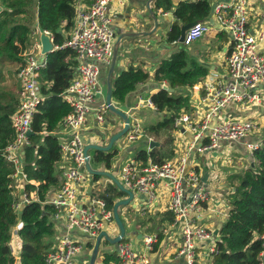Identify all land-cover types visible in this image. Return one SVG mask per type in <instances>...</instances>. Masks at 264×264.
Listing matches in <instances>:
<instances>
[{"label":"built area","instance_id":"built-area-1","mask_svg":"<svg viewBox=\"0 0 264 264\" xmlns=\"http://www.w3.org/2000/svg\"><path fill=\"white\" fill-rule=\"evenodd\" d=\"M112 1L92 0L90 5L79 7L75 27L60 46L53 45V37L48 31L41 32L49 36L53 50L73 51L78 63L73 80L61 94L62 100L71 108L62 122V128L66 131V140L60 141L63 182L47 204L54 208L52 219L62 229V233L47 254L46 264H73L85 245L90 243L89 246H93L102 232L112 239L119 235L112 209L108 208L105 199L93 194L83 200L80 194V188L89 176L85 163L87 158L90 163V155L84 152L87 143L83 135L87 118L94 114L96 121L102 123L105 115L111 113L106 101L97 108L93 105L103 96L100 83L102 68L108 66L113 57L115 33L110 16ZM260 1L263 12L256 34L248 28L247 0L216 4L214 14L218 31L227 32L231 40L226 56L227 74L225 79L205 87L204 94L195 101L194 113L182 112L174 118L173 129L177 139L183 140L180 154L160 163L128 160L120 168L118 182L133 197L138 195L143 198L139 207L142 215L157 206L160 191L166 188L169 193L166 211L173 219L157 232L144 234L140 240L141 250H135L126 233L116 244L118 264H149L148 254L154 250L155 244L161 237L174 233L179 235L181 243L177 257L182 258L185 264L209 262L217 252L219 236L203 224L201 217L204 205L213 198L207 183L201 182V175L191 155L216 151L221 148L222 142H226L243 143L252 158L253 152L261 145L259 141L247 142L258 128L252 118L223 117V112L231 104L240 111L250 108L264 111V53L261 50L264 43V0ZM2 12L3 6L0 4V15ZM210 28L199 21L186 31L182 43H172L189 46L207 34ZM45 67L44 55L35 57L34 54H28L17 75L23 91L20 105L11 116L15 136L3 150L5 159L14 167L12 178L17 190L20 188L17 183H27L20 154L29 144L32 119L43 100L38 77L40 70ZM139 103L153 111L157 109L150 98H140ZM132 118L133 115L130 116L127 132L120 138L127 142H134L141 136L138 119ZM185 134L188 136L185 137ZM118 141L116 144L120 151L123 147ZM148 141L151 142L152 138ZM30 202L29 196L22 191L14 207L20 212L21 207ZM125 222V226H128ZM21 227L19 222L13 231L17 233ZM259 240L262 242L259 264H264V234ZM9 247L14 260L16 258L18 262L19 258L15 257L10 242Z\"/></svg>","mask_w":264,"mask_h":264},{"label":"trees","instance_id":"trees-1","mask_svg":"<svg viewBox=\"0 0 264 264\" xmlns=\"http://www.w3.org/2000/svg\"><path fill=\"white\" fill-rule=\"evenodd\" d=\"M79 1L90 4L92 0H0L3 12L0 15V60L8 59L18 66L14 75H18L24 65L23 56L30 47V38L35 24L38 30L48 31L53 37V45L60 46L69 37L74 27L77 4ZM162 1L166 7L169 0ZM210 5L206 0L196 3L184 2L174 11L175 22L167 35V42H176L181 27L194 21L207 18ZM185 52L179 49L170 58L163 60L155 71L156 82L165 81L171 89L193 87L207 75V71L196 62L187 64ZM46 56V67L39 72V91L43 100L33 116L29 144L21 151L23 172L27 183L24 192L36 194L37 200L24 205L20 212L14 207L16 196L12 174L14 167L9 163L3 150L14 139L15 132L11 116L18 109L19 97L13 92L0 88V264H15L9 242L11 229L17 223L22 227L18 236L22 240L21 264H46V258L52 249L54 236L51 221L54 208L47 204L51 191L61 186V147L57 131L65 117L71 112L61 94L75 76L78 66L75 53L69 49L53 50ZM150 76L140 70L130 69L123 72L112 85V98L121 104L135 90L138 84L146 82ZM22 93V90L20 94ZM157 108L155 112L166 116L155 125L145 128L156 135L162 129L173 128L175 117L186 111L188 98L174 96L160 89L150 96ZM155 149L147 152L139 150L136 158L146 162L148 157L154 161ZM117 150L104 153L95 151V161L110 169ZM251 160L253 168L242 173L229 198V211L225 222L218 227L217 252L212 255L209 264H259L261 251L260 236L264 234V139ZM153 161V162H154ZM159 161L155 162L158 163ZM98 180L100 177H94ZM34 181L37 185L30 184ZM108 208H113L115 195L109 189L102 196ZM169 213V212H168ZM173 219L166 216L167 221ZM164 220V219H163ZM103 264H118V259L107 254Z\"/></svg>","mask_w":264,"mask_h":264},{"label":"crops","instance_id":"crops-1","mask_svg":"<svg viewBox=\"0 0 264 264\" xmlns=\"http://www.w3.org/2000/svg\"><path fill=\"white\" fill-rule=\"evenodd\" d=\"M198 1L200 0H169V7L163 5L162 1H159L160 6H158L157 0H113L110 3V16L112 17V27L115 33L114 48L117 46V43L119 44V46H117V54L113 63V67H111L110 63L108 66L102 68L100 83L103 96L101 97V99H98V101L95 102L93 107L97 108L100 103L106 101L107 81L109 80V82L111 83L112 90L113 82L123 72L130 69L140 70L144 73H147L150 78L146 82L138 84L135 90L127 96V98H130V108H127L126 106L127 98L125 100V103L121 104L113 100L111 96V103L115 108L128 115L129 119L131 115H133V118L138 119L141 136L136 141H134L135 143L139 144L137 145L138 147H135L134 156L129 159L130 157L126 155V153H124L119 156L120 158L117 161H112L110 169L102 168L94 170H104L106 172H109L118 180L120 168L124 165V163L128 161V159H137L135 155L139 150H146L147 152H149L152 149H155L156 147H160L162 145L165 148L164 151H166L167 153L166 157L168 160H171L178 156L173 150L175 136L177 138L176 133L175 135L173 132L167 131L168 142L167 144L163 145L159 140L155 138L158 133L163 131V129L156 135L154 134V132L148 133L146 131L147 129L144 130L145 128L153 126L157 122L163 120L166 116L160 115L159 113L157 114L155 111L143 107L139 103V99L150 98L152 94L156 93L162 87H169L165 81L161 83L156 82L153 77L160 63L163 60L170 58L172 54L176 53L180 49V46L178 44L167 42V35L173 23L176 21L174 11L181 3H196ZM206 1L210 5L209 14L207 18L200 20V22L209 25L211 27L210 31L200 39L194 41L191 45L186 46L187 54L186 52L185 54L191 55V58L195 57L193 59H195L197 61V64L202 66L207 71V75L205 79H203L199 84L195 85L196 88L186 86L177 88L175 90L173 89L172 92V95L174 96H182L189 99L188 110H182V112L185 113H194L195 101L197 100L198 96L204 94L205 87L217 80L225 79V76L227 74L226 56L231 40L227 32L218 31L215 14L214 11L212 12L211 10L213 5L216 6V4L224 3L227 1L230 2L233 0ZM88 5L90 4H85L84 2L79 1L77 4V9L79 7H86ZM247 6L249 18L248 28L251 33L256 34L258 33L260 27L259 21L260 16L263 12V5L260 0H247ZM154 18L156 19V22L154 21ZM75 24L76 17L74 21V27ZM74 27L69 32V35L71 34ZM41 32V30H38L37 24H35L34 29L32 30V36L30 38V47L23 56L24 62L26 60V56L31 52L37 51L36 54L40 56L39 52L41 54ZM261 50L264 53V43L261 45ZM44 57L46 58L45 55ZM190 63L191 62H187L188 65H190ZM111 68L112 73L109 76ZM14 79H16V83L15 88H13V92L17 97H19L20 102L22 97V93L20 94L22 87L17 75H14ZM254 111L263 112V110L260 108H250L244 111H240L235 105L231 104L223 112V117H248L254 119ZM110 116L112 118H109ZM256 116V121H254L258 125V128L248 137L247 142L250 143L258 141L262 142V140L264 139V116L262 114ZM123 124V120L113 113H107V117H105V120L102 123L96 121L94 114L89 115L86 121V125L83 129V135L86 139V143L90 142V144L106 146L108 144L109 138L120 131L123 127ZM57 136L59 137V141L61 142L66 140V131H64L62 125L57 131ZM186 136L188 135L185 134V137ZM149 138H152V141L157 142L158 146H154L152 149H150V142L148 141ZM143 139L147 143L146 147ZM115 149L118 153L119 150L117 148V145ZM20 157L22 159L21 154ZM191 157L192 161L195 162V165H197L196 170L200 173L201 178L204 177L205 174L207 175L205 183H207V188L210 191L213 200L204 205V211L201 217L203 224L207 228L215 232L218 227H220V225L225 222L228 216V201L231 193L233 192L232 185L237 184L238 178L242 173H245L246 171L253 168V161L249 157L243 143L222 142L221 148L216 151L203 154L195 153L192 154ZM147 160L153 162L150 157H148ZM160 162L163 161H159L158 163ZM101 178L102 177L96 180L93 176H88L87 182L80 188V194L83 200H86L89 196L94 194L93 186L96 183L104 184L107 181V188L110 191H112L113 188L119 190L112 180L104 177V182V180ZM60 179L62 183V175ZM29 183L37 185L34 181H31ZM15 184L16 182L14 181L15 196L17 199H19L22 191H24L25 184L22 185V183H17L20 187L19 190L16 189ZM58 189L59 188L49 193L46 200L47 202L52 199L54 193ZM160 192L161 195L157 206H155L152 211H148L145 215H142L139 211V207L143 198L138 195H134L133 197L132 204L130 205L133 208L137 209L138 212L136 215H134L132 224L125 226V228L128 237L131 238L130 242L135 247V250H141L140 240L144 234L155 233L161 226L169 222L165 220L166 216L169 215V213L166 211L169 193L166 188L161 189ZM30 194L31 195H29V199H31V201H36V194L34 192H31ZM103 195H101V197ZM125 198H127L126 195L121 197L120 199H117L115 202ZM51 221L54 225V236L51 238L53 249V247L57 243L59 235L62 233V229L59 228L52 217ZM116 230L118 234L119 231L117 226ZM11 232L12 234L10 245L13 248L15 257L19 258L18 262L15 258V264H21L20 255L22 240L18 236V232L15 233L13 231V228L11 229ZM79 238L82 242H84V239L82 237ZM180 244V238L177 233H174V235L161 237L158 243L155 244L154 250L148 254L149 264H185L182 258L177 257V251ZM89 245L90 243H87L85 245L82 252L75 258L73 264L90 263L94 245ZM107 254V252H103L101 263L99 264H103V257ZM114 254L117 258L116 250L114 251ZM95 264H97L96 260ZM202 264H209V262H204Z\"/></svg>","mask_w":264,"mask_h":264},{"label":"rangeland","instance_id":"rangeland-1","mask_svg":"<svg viewBox=\"0 0 264 264\" xmlns=\"http://www.w3.org/2000/svg\"><path fill=\"white\" fill-rule=\"evenodd\" d=\"M178 45L180 46V49H183V51L186 52V54H187V51H186L187 47L183 44H178ZM36 52H31L29 54H34V56L37 57L38 55L36 54ZM39 55H41L40 52H39ZM193 58H195V57H193ZM193 58H191V55H185V60L187 62H191V63L196 62L197 63V61ZM16 69H18V66L15 64V62L8 60V59H3L2 61L0 60V88L7 90L9 92H12L13 88H15V83H16V79H14V74H15ZM187 110H188V108H187ZM261 114L264 116V111L263 112H256V111L253 112V115H255V118L257 117L256 115H261ZM105 117H107V114L105 115ZM109 118H112V117L110 116ZM255 118L253 120L256 121ZM167 131L173 132L175 134V130L173 128H168V129H165V130L161 131L160 133H158L157 136L155 137L163 145L167 144V142H168V140H167L168 139L167 138L168 132ZM118 142L122 145L123 148L114 156L112 161H117L120 158L119 156L124 154V153H126V155H128L130 157L129 159H131L134 156L135 147L139 144H137L135 142H127L124 139H120ZM143 142H144L145 147H146L147 143L144 139H143ZM182 147H183V140L177 139L175 136V140L173 143V150L175 151L176 155L180 154ZM112 150H116L115 146L113 147ZM112 150L109 152H112ZM164 150H165V148L162 145L160 147L159 146L156 147L155 153H154V159L156 161H154L152 158L151 159L154 162L168 160L166 157L167 153ZM106 153H108V152H106ZM89 155H90V165L93 169L105 168L103 163H98L95 161V152L93 150L89 151ZM193 164H195V162H193ZM97 171H104V170H97ZM103 178L104 177H102L101 179H103ZM103 180L105 182V179H103ZM107 187H108L107 181L104 184L96 183L93 186L94 194L99 195V196L103 195L106 192V190L108 189ZM111 192L116 197V199L114 201L125 196L124 193L120 192L116 188H113ZM137 212H138L137 209L133 208L131 205L120 206L118 208V214H119L120 218L123 220V222L127 221L128 225L132 224L133 217H134V215L137 214ZM113 226H115V225H113ZM115 250H116L115 244H111V243L107 242L105 239L101 240V244L99 247V254L96 258L97 264L101 263V259H102V255H103L104 251L107 252L108 254H112L115 256V254H114Z\"/></svg>","mask_w":264,"mask_h":264},{"label":"water","instance_id":"water-1","mask_svg":"<svg viewBox=\"0 0 264 264\" xmlns=\"http://www.w3.org/2000/svg\"><path fill=\"white\" fill-rule=\"evenodd\" d=\"M214 5L212 6V12L214 11ZM154 21L156 22V19L154 18ZM197 22L199 21H194V22H191L189 24H186L184 26L181 27V30H180V36L178 38V42L179 43H182L183 40H184V36H185V33L186 31L191 28L192 26H194ZM119 42V41H118ZM40 43H41V54L42 55H46L50 52H52L53 50V46L49 40V36L45 35V34H41L40 36ZM117 46H119V44L117 43ZM117 46L114 48V51H113V57H112V60H111V67H113V63L115 61V57H116V54H117ZM112 73V68H111V71L109 73V76L111 75ZM164 90H167L168 92L172 93L173 92V89L169 88V87H162ZM111 94H112V90H111V83L109 82V80L107 81V92H106V103L109 105V110L111 113L119 116L122 120H123V127L120 131H118L117 133H115L114 135H112L110 138H109V141H108V144L106 146H102V145H96V144H90V142L87 143V145L85 146L84 148V152L85 154L87 155V153L90 151V150H93V151H97V152H109L113 149V147L115 146L116 147V143L117 141L123 137L125 135V133L127 132L128 130V127H129V117L128 115H126L124 112H122L121 110H118L117 108H115L112 104H111ZM130 98H127L126 100V106L127 108H130ZM33 134L32 131H30L28 133L29 136H31ZM156 147L158 146V143L157 142H154V141H151L149 143V148L152 149L153 147ZM85 167L87 169V172L89 173V175L93 176V177H105V178H108L110 180H112L115 185L118 187V189L124 193L127 198L125 199H122V200H119L117 202L114 203L113 205V208H112V212H113V218H114V221H115V224L117 225V228L119 230V235L115 238H110L105 232H102L98 238L96 239L95 243H94V247H93V251H92V256H91V260H90V263L89 264H95V260H96V257L99 253V247H100V244H101V240H102V237L109 243L111 244H117L121 241V239L124 238L125 234H126V228H125V225L122 221V219L120 218L119 214H118V208L120 206H125V205H130L132 204V201H133V194L127 190H125L122 185L118 182V180L112 175L110 174L109 172H106V171H97V170H94L91 168L90 166V163H89V158H87L86 160V163H85ZM207 175L205 174L204 177L201 178V182L205 184L206 182V177ZM206 185V184H205ZM218 234V230L215 231V235ZM141 237V236H140Z\"/></svg>","mask_w":264,"mask_h":264}]
</instances>
